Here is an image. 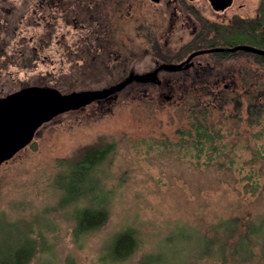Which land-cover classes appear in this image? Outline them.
<instances>
[{
    "label": "rangeland",
    "instance_id": "obj_1",
    "mask_svg": "<svg viewBox=\"0 0 264 264\" xmlns=\"http://www.w3.org/2000/svg\"><path fill=\"white\" fill-rule=\"evenodd\" d=\"M205 1L195 7L203 9ZM242 1L254 13L257 0ZM177 2L64 0L52 10V0H0V94L29 85L64 93L100 89L131 71L151 70L154 59L177 53L189 37L188 22L184 30L181 16L172 15ZM211 58L204 55L210 64L198 73H163L160 86L133 83L57 116L0 166V219L39 231L50 249L30 264H99L102 247L126 226L136 230L139 249L124 264L168 246L193 264H219L197 254L205 238L229 243L226 264H264L263 234L246 240L251 259L230 254L246 223L264 229V135L257 138L259 127L247 121L250 97L264 99V64ZM225 84L218 97L198 94ZM196 102L214 107L221 151L197 154L185 143ZM109 141L116 144L113 157L97 169L99 186L110 190L107 221L74 235L75 205L61 188L68 184L55 178L57 161ZM231 218L239 219L229 240L215 225Z\"/></svg>",
    "mask_w": 264,
    "mask_h": 264
},
{
    "label": "trees",
    "instance_id": "obj_2",
    "mask_svg": "<svg viewBox=\"0 0 264 264\" xmlns=\"http://www.w3.org/2000/svg\"><path fill=\"white\" fill-rule=\"evenodd\" d=\"M52 1V10L63 8L64 0ZM250 104L247 121L250 126L259 127L255 136L257 138L262 137L264 135V99L260 100L256 96L250 97ZM213 108L207 104L201 105L196 102L187 115L190 124L183 133L186 137L185 143L190 145L197 154L222 150L223 146L220 147V143L223 133L221 128L217 127L213 121ZM115 148V142L109 141L86 150L76 159H60L57 161V168L61 172L56 174L55 178H60L65 184H68L67 187L61 188L69 194V202L75 205L71 213L74 235L94 231L107 221L110 190H106L104 186H99L97 169L104 163L107 165L110 163ZM208 161L210 160L208 159ZM54 184L57 185L55 180ZM96 191H98L100 200L94 195ZM81 199L86 200L87 204L78 207L77 203ZM238 219L221 220L215 225V228L222 229L227 239L230 240L235 233V230L233 231L234 227L238 226ZM260 234L264 235L262 226L258 227L252 222L246 223L244 234L236 240L237 247L234 246L235 248H232L233 251L230 254L239 255L242 257V261L251 259L253 249L247 243V238L252 235L259 237ZM228 244L222 238H205L202 245L198 244L196 246L197 254L213 256L217 263L226 264L224 261ZM138 249L139 239L136 230L126 226L114 233L102 247L103 255L99 259V264H124ZM49 252V246H47L46 240L40 235L39 231H33L28 225L23 228L14 221L7 222L0 219V264H30L41 253L47 254ZM179 255L181 256L180 259ZM136 263L193 264L187 260L186 256L183 257L179 253V249L172 248V246L161 248L157 252L143 254Z\"/></svg>",
    "mask_w": 264,
    "mask_h": 264
},
{
    "label": "flooded vegetation",
    "instance_id": "obj_3",
    "mask_svg": "<svg viewBox=\"0 0 264 264\" xmlns=\"http://www.w3.org/2000/svg\"><path fill=\"white\" fill-rule=\"evenodd\" d=\"M196 1L198 0H178L177 7H175L172 15L175 16L176 14H178L179 16H181L182 19H180L181 20L180 25L183 26L181 28L184 30H186V28L184 27L185 22H188V25L191 26V29L188 34L189 37L187 41L181 46L180 50L177 53H174L172 55H170L169 53H164L160 56V57L164 56L165 57L164 59L162 60H159L158 58L154 59V63H153L154 66L149 71L155 70L158 66L164 63H173V64L182 63L189 57L191 53L197 50L213 49V48H233L236 46H253L259 49H264V0H257V7L255 8L254 13H252L251 10L249 11L245 8L246 4L242 0L220 1L218 4L219 8H214L211 5V2L209 0H206L205 1L206 5L204 4L205 7L203 9L195 7L194 2ZM224 3L225 6L221 7L222 5H224ZM152 35L156 39V35L155 34ZM204 55H211L212 56L211 59L216 58V61L219 60L222 61L234 57H244L245 60L251 61L254 58L258 62L260 63L263 62L262 64H264V55L246 52L241 49L235 51H211L193 56L192 58H190V60L187 63H183L181 68L177 71H166L163 69L158 70L157 72L158 78L160 79L159 76L163 73L179 74V73H187L188 71L191 70L195 73H198L199 71L204 70L205 67L207 65L209 66L210 64V61L203 60ZM133 83H137L139 85L160 86L161 79L159 84L141 83V82H133ZM32 86H37V85H29L12 91H5L3 94H0V98H5L6 96L14 92H17L23 88L32 87ZM48 87H53V86H48ZM203 90L204 91L202 92L200 91L198 94L201 95L210 94L218 97L227 91V84L224 85V89L215 92L211 91L210 89H203ZM60 92L64 93L62 91ZM33 98H35V94L32 96L31 95L27 96L25 94H22L21 96L15 97L13 99V102L9 103L6 107L0 106V111H2L3 108H10L23 101H27L28 99H33ZM105 100H101V101H105ZM57 105L58 104L54 102L47 104L45 106L34 105L32 106V110L53 108ZM57 116H55L54 118H56Z\"/></svg>",
    "mask_w": 264,
    "mask_h": 264
},
{
    "label": "water",
    "instance_id": "obj_4",
    "mask_svg": "<svg viewBox=\"0 0 264 264\" xmlns=\"http://www.w3.org/2000/svg\"><path fill=\"white\" fill-rule=\"evenodd\" d=\"M158 2V0H150ZM214 8H219L220 1L226 0H209ZM222 5L221 7H224ZM244 50L259 55H264V49H259L253 46H236L233 48H213L197 50L189 55L182 63H164L158 66L153 71L143 73L129 72L125 77L114 84L100 89H87L79 91H71L61 93L59 90L48 86H32L23 88L14 92L5 98H0V106L6 107L17 96L25 94L35 98L28 99L10 108H3L0 111V165L11 159L21 149L25 148L34 138L37 130L46 122L51 121L55 116L69 110H78L86 105L108 99L117 94L133 82L154 83L159 84L157 72L160 69L166 71H177L183 63H187L190 58L197 54L211 51H235ZM187 66V65H186ZM167 99L169 97H166ZM57 103L53 108H45L41 110H32V106H45L50 103Z\"/></svg>",
    "mask_w": 264,
    "mask_h": 264
}]
</instances>
